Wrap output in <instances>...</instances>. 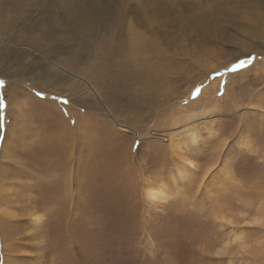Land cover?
Returning <instances> with one entry per match:
<instances>
[{
  "label": "rangeland",
  "instance_id": "obj_1",
  "mask_svg": "<svg viewBox=\"0 0 264 264\" xmlns=\"http://www.w3.org/2000/svg\"><path fill=\"white\" fill-rule=\"evenodd\" d=\"M250 55L251 64L226 71ZM0 81V153L3 140L15 155L31 146L25 122L5 124L15 116L4 101L15 99L48 138L30 151V165L51 168L59 156L64 166L73 140L90 150L92 192L76 212L91 223L83 219V230H69L62 189L47 236L48 264H264V0H0ZM56 119L70 130L55 127ZM57 136L63 140L53 150ZM243 140L254 154L238 149ZM27 155H0L1 210L13 200L4 192L9 174L27 170ZM188 160L196 164L189 185L178 174ZM133 173L142 184L164 182L171 206L150 207ZM229 184L242 187L241 195ZM184 193L192 206L181 204ZM215 200L227 213L216 223L208 215ZM1 226L0 264L29 258L7 257Z\"/></svg>",
  "mask_w": 264,
  "mask_h": 264
},
{
  "label": "bare ground",
  "instance_id": "obj_2",
  "mask_svg": "<svg viewBox=\"0 0 264 264\" xmlns=\"http://www.w3.org/2000/svg\"><path fill=\"white\" fill-rule=\"evenodd\" d=\"M147 80V79H146ZM26 93V92H25ZM28 93V92H27ZM30 94V93H29ZM32 98L31 95L29 96V99ZM34 98V97H33ZM16 101L18 102H8V110H12V115L15 116L14 119L17 121V116L18 115H22L24 114L23 112V109H21V106L20 105L22 102L19 101V99H15ZM21 100V99H20ZM23 100L24 102L25 101V98L23 97ZM36 100V99H35ZM35 100H34V103H35ZM32 101V100H31ZM37 101V100H36ZM40 102V101H39ZM42 102V100H41ZM40 102V103H41ZM50 103L48 104L49 106L53 105L55 103V101H49ZM27 103V102H26ZM26 103L24 105H26ZM46 103V102H45ZM36 104V103H35ZM35 104H32V105H35ZM42 104V103H41ZM44 104V103H43ZM29 106V104H27ZM30 105V106H32ZM38 105H40L38 103ZM47 105V104H46ZM44 106V107H49V106ZM10 106V108H9ZM38 107V106H37ZM41 107H43L41 105ZM239 109V108H238ZM54 110H56V107L54 108ZM241 110V109H240ZM52 111V110H51ZM22 112V114H20ZM61 112V111H60ZM246 113V112H245ZM55 115H62V113H59L58 111L54 113ZM71 114V113H70ZM128 118V117H127ZM97 120V119H96ZM106 120V119H105ZM122 120V119H121ZM32 121V120H31ZM45 121V120H44ZM134 121V120H132ZM13 123V122H12ZM19 123V122H18ZM35 123V122H34ZM96 123V122H95ZM25 124V123H24ZM52 124V123H51ZM89 124V123H88ZM11 125V124H10ZM61 125V130H70V125H69V122H65V121H62V120H58L56 119L55 121V127L57 126L59 128V126ZM18 126V125H17ZM107 126V125H106ZM133 126V125H132ZM53 128V127H52ZM102 128V127H101ZM133 128V127H132ZM29 129V128H28ZM104 129V128H103ZM122 129H125V130H130V131H133L136 135L138 134L136 131V129H127V128H124L122 126ZM139 132V131H138ZM63 134V133H62ZM61 134V135H62ZM82 134V133H81ZM132 134V133H131ZM134 134V135H135ZM44 136V135H43ZM56 136V135H55ZM96 136V135H95ZM98 137V136H97ZM132 137V136H131ZM90 138V137H89ZM149 138V137H148ZM42 139L44 140H47V136H44ZM60 139H62V137H55L54 139V143L51 144V147L53 150L56 149L55 147V143L58 142V144L60 143ZM92 139V137H91ZM63 140V139H62ZM89 140V139H88ZM102 140H104V138H102ZM4 141V140H3ZM93 141V140H92ZM15 143V142H14ZM29 143V142H28ZM32 144V142H30ZM98 143V141H97ZM101 143H103L101 141ZM111 143V142H110ZM8 142L5 143L4 147H3V150H2V156L3 154H6L8 155L12 161L15 160V150L14 148L11 146H7ZM105 144V143H104ZM10 145V144H9ZM71 146H72V152H71V155L68 159H66L65 161V164L64 166H60L58 164V161L55 162L57 165H51V168H46V165L44 163L40 164L39 165V169H37V163L35 162L36 166H33V165H30L29 163H27V169H28V176L30 177L29 180H27L26 182H24L25 184V187L28 191H31L34 193L35 197H36V201L34 202V204L31 202L30 198L31 196H27V195H24L22 193V191L24 192V189L21 191L19 190V188H17V190L14 192L13 189L11 188V191L10 192H7L10 188V184L8 186H6L4 188V192H5V198H7V195L9 197H15L20 203H22L25 208H18L16 209V207H13V202L16 203L15 201H13L12 199H8L7 201V204L6 206L3 207V209L1 210V207H0V212H3V215H0V222H1V227H2V232L4 231V233L1 234L2 237H6V239H9V240H6L5 243H3V250L4 251H7V257L9 258L10 256H15L16 254L18 253H30L31 256L29 258H27L26 260H21V259H17V260H14L12 263L13 264H48V261L46 259V257H44L47 253H45V251H47L49 248H47V243H48V239H47V236L48 234L50 233L51 229H52V225L53 223H51V215L52 214H56L57 212H60L61 211V207H60V203L59 201L57 200V198L59 197L58 193L62 191V189H65V193H64V196L62 197V201H63V204L65 205V207H67L66 209V212L62 215V219L67 223L68 227H69V230L73 231V230H76V226L78 227V229H82L83 226L82 224H80L79 222H82L83 219H86L87 222H88V218L87 215L86 217L82 215L81 217V214L80 212H76L77 210V207L79 204H83V203H86V198L87 196L90 195V192H92V190L90 191V188L89 186L91 185V182L89 183V181H91V178H92V174L91 176H88V173L87 171L85 170L86 169H90L91 168V165H90V160H89V156H90V150L88 149V151H84L82 152V149L78 146H76V141L73 140L72 143H71ZM93 147V145H91ZM105 146V145H104ZM103 146V147H104ZM122 146V145H121ZM242 146H245L242 147ZM251 146V145H250ZM246 142H240V144H238V149L241 148L242 151H244L245 153L247 152H250V154H254L252 153L253 152V148L249 149L250 147ZM113 147V145H112ZM224 147V146H223ZM114 148V147H113ZM120 148V147H119ZM246 148H248L246 150ZM69 149V148H68ZM67 149V150H68ZM101 149V147H100ZM111 149V148H109ZM102 151V150H101ZM111 151V150H110ZM114 151V149L112 150ZM116 151V149H115ZM131 151V150H130ZM19 153V152H18ZM123 153V152H122ZM120 153V154H122ZM257 153V151H256ZM116 154V153H115ZM114 154V155H115ZM142 154V153H141ZM258 154V153H257ZM256 154V155H257ZM34 155V153H33ZM116 156V155H115ZM119 156V155H118ZM17 157V156H16ZM35 157V156H34ZM84 157V159H83ZM110 157V156H109ZM127 157H129L128 155H125V159H127ZM29 158V159H28ZM27 158V161L29 160V162H34L33 158H31V152H30V156ZM87 158H88V162H87ZM113 158V157H112ZM22 159V158H21ZM100 159V158H99ZM142 159V158H141ZM112 160V159H111ZM114 160V158H113ZM118 160V159H117ZM128 160L130 161L131 159L128 158ZM56 161V159L54 160ZM101 161V160H100ZM121 161V160H120ZM119 161V162H120ZM124 161V160H123ZM122 161V162H123ZM128 161V162H129ZM22 162V161H21ZM113 162V161H112ZM126 162V161H125ZM131 162V161H130ZM189 162V166L184 164L182 166H179L178 167V174L179 176H182L184 181L187 180V183L189 185V182H191L192 180V177L190 176V173L194 172L193 171H190V166L192 165H196L192 160H188ZM25 163V162H24ZM118 164V163H117ZM2 165V164H1ZM122 165V164H121ZM131 165V164H130ZM86 166V167H85ZM4 167V166H3ZM137 167V166H136ZM222 168V167H221ZM25 169V168H24ZM101 169V168H100ZM123 169V168H122ZM225 169V168H224ZM2 169V166L0 167V172H1ZM13 171V170H12ZM121 171V169H120ZM127 171H130V168L127 169ZM133 171V170H132ZM93 172V171H92ZM227 172V171H226ZM24 173V172H23ZM121 173V172H120ZM228 173V172H227ZM233 173V172H232ZM234 176L233 179H235V181L237 182L236 184H238V186L240 185L239 182L241 181H238L236 180V177L234 174H232ZM11 175H14L13 173H10ZM25 174V173H24ZM230 174V173H229ZM255 174V173H254ZM21 176V174H19ZM18 175V176H19ZM102 175V174H101ZM127 175V174H125ZM124 175V176H125ZM227 175V174H226ZM225 175V176H226ZM17 174L13 176V178L15 177H18ZM27 176V177H28ZM95 176V174H94ZM150 176V175H149ZM148 176V177H149ZM193 176V175H192ZM229 176V175H227ZM229 178L227 177L228 179H232V177ZM1 177V176H0ZM25 177V175H24ZM102 177V176H101ZM126 177V176H125ZM130 177L131 179L133 180H136L138 181L139 185H138V188H141L143 189V193H144V197L146 199H144L145 201H147L148 204H150L152 206H158V205H165V206H171V201L170 199L172 198V193L170 192V188L163 182L161 183H156V182H151L147 179L144 178V181H145V184H142V178L141 176H138L136 175L135 173L133 174H130ZM129 177V178H130ZM147 177V178H148ZM154 177V176H153ZM190 177V181L188 180V178ZM12 178V177H11ZM12 178V179H13ZM20 178V177H19ZM58 178L59 180V183H58ZM112 178V177H111ZM156 178V177H155ZM154 178V179H155ZM225 178L227 181L228 179ZM24 179V178H23ZM28 179V178H27ZM95 179V178H94ZM100 179V178H99ZM118 179V178H117ZM152 179V178H151ZM1 180H2V177H1ZM127 180V178L125 179ZM156 180H159V179H156ZM225 180V181H226ZM94 181V180H93ZM120 181V180H119ZM130 180L128 179L127 182H129ZM154 181V180H153ZM189 181V182H188ZM226 181V182H227ZM82 184H81V183ZM122 182V181H121ZM186 182V181H185ZM225 182V183H226ZM20 183V181L18 182ZM78 183H80L81 185L85 186V187H82L81 185H79ZM185 183V184H187ZM229 183V182H228ZM231 183V182H230ZM49 184H52V188H50L48 190V187H50ZM94 184V183H93ZM118 184V183H117ZM116 184V185H117ZM120 184V183H119ZM127 184V183H126ZM236 184L234 186H236ZM143 185V186H142ZM191 185V183H190ZM230 185V184H229ZM23 186V185H22ZM63 186V187H62ZM106 186V185H105ZM118 186V185H117ZM186 186V185H185ZM233 186V185H232ZM237 186V188H238ZM243 186V185H241ZM2 186H0V192H1V188ZM14 187V186H13ZM107 187V186H106ZM133 187V186H132ZM228 187V186H227ZM231 187V185L229 186ZM240 187V186H239ZM15 188V187H14ZM108 188V187H107ZM121 188V187H120ZM186 188V187H185ZM235 187H231L232 190H235L234 191V194L236 193L237 191V195H241V194H238V191L240 193V190L243 189L241 187V189L239 190H236L234 189ZM22 189V188H21ZM131 189V187H130ZM141 189V190H142ZM199 189V188H198ZM226 189V188H225ZM228 189V188H227ZM137 190H136V193H137ZM260 190V189H259ZM27 191V193H28ZM108 191V190H107ZM132 191V190H131ZM187 191V190H186ZM190 191V190H189ZM196 191V190H195ZM210 191V190H209ZM242 191V190H241ZM57 194H56V193ZM109 192V191H108ZM119 192V191H118ZM134 192V191H133ZM185 192V191H184ZM227 192V191H226ZM251 192V191H250ZM262 192V191H261ZM2 193H3V189H2ZM1 193V194H2ZM30 193V192H29ZM48 193H52L55 200L54 203H51L50 200L48 201V199H46V194ZM105 193V192H104ZM117 193V192H116ZM26 194V193H25ZM131 194V193H130ZM187 194H189L187 192ZM192 194V193H191ZM194 194V193H193ZM193 194H192V197H193ZM223 194V193H222ZM222 194H220L221 197H219V199L222 198ZM258 194V193H257ZM4 194H2L3 196ZM136 194H134L133 196H135ZM184 194H182L181 196V204L183 205V207H187V206H192L193 204V199L191 198H188V200L190 199L191 200V203L190 204H186V199L185 198L186 196H184ZM219 195V194H218ZM225 195V194H224ZM228 195V194H227ZM1 196V195H0ZM111 196V195H110ZM191 196V195H190ZM215 196V198L217 197V195H213V197ZM97 197L98 199L102 200L103 199V194L102 193H97ZM112 197V196H111ZM138 197V196H137ZM136 197V198H137ZM211 197V196H210ZM113 198V197H112ZM121 198V197H120ZM131 198V196H130ZM218 198V197H217ZM224 198V197H223ZM59 199V198H58ZM91 199V198H90ZM245 199V198H244ZM38 200L40 201V203H42V208L39 209L38 208ZM136 200V199H135ZM139 200V198H138ZM262 200H264V198H262ZM47 201V202H45ZM61 201V202H62ZM133 201V200H132ZM204 201V200H202ZM212 201V200H210ZM189 202V201H188ZM208 202V201H207ZM11 203V204H9ZM209 203V202H208ZM87 204V203H86ZM92 204V203H91ZM94 204V203H93ZM139 204V203H137ZM136 204V205H137ZM91 207V206H90ZM135 207V206H134ZM137 207V206H136ZM135 207V208H136ZM81 208V207H80ZM101 208V206H100ZM99 208V209H100ZM152 208H155V207H152ZM193 208V207H192ZM102 209V208H101ZM189 209V208H188ZM55 210V212L53 211ZM93 210V209H92ZM106 209L103 208V211H105ZM116 210V209H115ZM180 212L181 211H184L185 209L184 208H181L179 209ZM52 211V212H51ZM91 211V210H89ZM101 211V210H100ZM123 211V210H122ZM186 211H188L186 209ZM82 212V211H81ZM85 212V211H83ZM92 212V211H91ZM111 212V210H110ZM117 212V211H115ZM191 212V211H189ZM15 213V214H14ZM90 213V212H89ZM125 213V212H124ZM187 213V212H185ZM184 213V214H185ZM192 213V212H191ZM199 213V212H198ZM91 214V213H90ZM113 214V213H112ZM119 213H117V215H119ZM116 215V214H115ZM126 215V214H125ZM187 215V214H186ZM193 215V214H192ZM208 215L210 217V219L213 221V222H217V220H226L227 219V213L225 212V210L221 207V205L219 204L218 200H215L213 202V205H212V209L209 210L208 212ZM103 216V215H102ZM120 216H122L120 214ZM124 216V215H123ZM195 216V215H194ZM108 217V216H107ZM106 217V218H107ZM111 217V216H110ZM125 217V216H124ZM257 217V216H256ZM91 218V217H90ZM119 218V217H118ZM254 218V217H253ZM262 218V217H260ZM54 219V218H52ZM59 219V217H58ZM197 219V218H196ZM264 219V218H263ZM79 220V221H78ZM91 220V219H90ZM106 220V219H104ZM206 220V219H205ZM210 220V221H211ZM259 220V219H258ZM51 221V222H50ZM103 221V220H102ZM261 221V220H260ZM181 222V221H180ZM180 222H179V225H180ZM79 223V224H78ZM85 223V222H84ZM89 223V222H88ZM87 223V224H88ZM91 223V222H90ZM89 223V224H90ZM104 222H101V225L103 224ZM109 223V222H108ZM113 223V222H112ZM225 223V222H224ZM260 223V222H259ZM264 223V222H263ZM77 224V225H76ZM88 224V225H89ZM262 224V223H261ZM75 225V226H74ZM177 225V226H179ZM104 226V225H103ZM101 226V227H103ZM88 227V226H87ZM91 227V226H89ZM88 227V228H89ZM182 227V226H181ZM105 228V227H103ZM103 228H102V231H103ZM90 229V228H89ZM108 229V228H107ZM178 229V227H177ZM83 230V229H82ZM87 230V229H86ZM85 231V230H84ZM100 231V230H99ZM63 232V231H62ZM91 231H89L87 234H89ZM106 232V231H105ZM51 234V233H50ZM200 234V233H199ZM19 236H21V239L19 238ZM235 236V235H234ZM23 237V238H22ZM64 238V237H62ZM3 239V238H2ZM10 239H14V241H10ZM215 240V239H214ZM233 240V239H232ZM237 241V240H236ZM242 241V240H241ZM198 242V241H197ZM52 244V242H51ZM197 246L201 249L202 246L200 243H197ZM222 251H225L226 250V247L222 246L221 248ZM24 251V252H22ZM52 251V249H51ZM55 251V249L53 250ZM204 250H202L201 252H203ZM212 251V250H211ZM197 252V251H196ZM200 252V253H201ZM217 252H221L220 251V245H218V249H217ZM5 254V253H4ZM52 255V254H51ZM56 255V254H55ZM25 256V255H24ZM199 256H203L202 253L199 254ZM4 257V256H3ZM54 257V256H53ZM49 258V257H48ZM52 258V256H51ZM5 259H6V256H5ZM51 260V259H50ZM56 261V260H54ZM62 261V260H61ZM226 261V260H225ZM72 262V261H71ZM9 263V262H8ZM52 263V262H51ZM49 263V264H51ZM55 264V262H53ZM73 263V262H72ZM10 264V263H9Z\"/></svg>",
  "mask_w": 264,
  "mask_h": 264
},
{
  "label": "crops",
  "instance_id": "obj_3",
  "mask_svg": "<svg viewBox=\"0 0 264 264\" xmlns=\"http://www.w3.org/2000/svg\"><path fill=\"white\" fill-rule=\"evenodd\" d=\"M28 91V90H27ZM30 92V91H29ZM31 93V92H30ZM32 94V93H31ZM24 95H25V93H24ZM34 97H36L34 94H32ZM1 98V97H0ZM9 100H13L12 98H8ZM21 99H23V97L21 98ZM5 103H6V106L8 105L7 104V101L5 100L4 101ZM0 108H1V104H0ZM38 112V111H37ZM20 114H22V112L20 113ZM17 121L12 117H5V124L7 125V127H8V129H13V126H16V124H20L21 123V121H23V122H25V124L28 126V128H29V134H28V136H29V139H28V141H29V143L30 142H32V144H31V146L30 145H27V146H25V147H20V148H18L17 150H16V155H15V161H17V159L19 158V156L21 155V154H24V153H28V155L26 156V159L30 156V151L31 150H34V149H37V145L40 143V142H42V140H41V138H42V134H41V131L39 130V128L41 129V127H39V128H37L36 126H35V123L34 122H31L30 120H26V115L25 114H22V115H18L17 117ZM13 122V123H12ZM19 122V123H18ZM11 124V125H10ZM47 130V129H46ZM45 130V131H46ZM6 137H8V135L6 134ZM7 141H3L2 142V145H1V153H0V155H1V157H2V150H3V147H4V145H5V143H6ZM28 150V151H27ZM19 152V153H18ZM17 156V157H16ZM56 161H58V164H60V160L61 159H59V156H56ZM27 163H28V161H27ZM26 163V164H27ZM22 172H24L22 175H21V177H20V179H18V175L19 174H21ZM11 173H13L14 175H16L17 174V176L18 177H15V178H13L12 180H10L9 179V183L8 184H11V182L12 181H17V182H19L20 181V183H17V184H15L14 185V187H12V189H13V191L15 192L16 190H17V188H19V190H23L24 189V192L22 191V193L24 194V195H27V196H31V197H29L30 198V200H31V202L34 204V202L36 201V197H35V195H34V193L32 192V190L31 191H28L27 189H26V187H25V184H24V182H26L27 180H29V176H28V174H26V173H28V169L26 170V169H24L23 167L22 168H18V167H13V171H11ZM11 174H9V176H10ZM24 175H25V177H24ZM28 176V177H27ZM10 178H11V176H10ZM24 178V179H23ZM28 178V179H27ZM23 185V186H22ZM22 188V189H21ZM27 191H28V193H27ZM30 192V193H29ZM26 193V194H25ZM60 193V192H59ZM58 193V194H59ZM13 198V201H15L16 203H17V205L18 206H16V209H18V208H20L21 209V207L22 208H25V206L22 204V203H20L15 197H12ZM59 198V197H58ZM57 198V199H58ZM53 200H55V198H54V196H53V194H51L50 195V202L51 203H54V201ZM38 205V208L39 209H41L43 206H42V203H40V201L38 200V203H37ZM15 214V213H14Z\"/></svg>",
  "mask_w": 264,
  "mask_h": 264
},
{
  "label": "snow or ice",
  "instance_id": "obj_4",
  "mask_svg": "<svg viewBox=\"0 0 264 264\" xmlns=\"http://www.w3.org/2000/svg\"><path fill=\"white\" fill-rule=\"evenodd\" d=\"M253 59H254V57L251 55L248 57V59H240V60H238L237 63H233L231 68L226 69V71H236L238 68H240L242 66L251 64ZM0 84H3V81H0ZM198 91H199V89H197V92ZM2 103H3V101H0V104H2ZM64 103H67V101L65 100ZM226 223L230 224L231 221H226Z\"/></svg>",
  "mask_w": 264,
  "mask_h": 264
}]
</instances>
